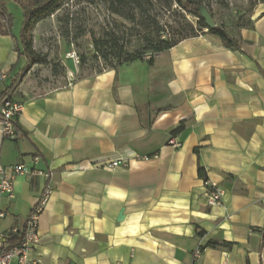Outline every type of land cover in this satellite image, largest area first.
Listing matches in <instances>:
<instances>
[{"label":"crops","instance_id":"obj_1","mask_svg":"<svg viewBox=\"0 0 264 264\" xmlns=\"http://www.w3.org/2000/svg\"><path fill=\"white\" fill-rule=\"evenodd\" d=\"M234 39L239 50L214 35L185 39L152 66L105 69L45 95L27 86L35 65L20 79L11 99L21 132L7 139L0 126V169L52 174L32 253L40 264H264V4ZM17 61L0 32V74ZM203 179L221 187V205L207 207ZM46 185L14 179V199L0 196L2 236L22 229Z\"/></svg>","mask_w":264,"mask_h":264},{"label":"rangeland","instance_id":"obj_2","mask_svg":"<svg viewBox=\"0 0 264 264\" xmlns=\"http://www.w3.org/2000/svg\"><path fill=\"white\" fill-rule=\"evenodd\" d=\"M217 27L236 38L251 25V18L261 0H201ZM8 9L15 18V34L20 27L21 14L13 5ZM158 26L160 39H186L207 35L198 31L197 19L181 11L169 0H152L147 13ZM116 23L127 28L125 47L134 51L143 45L142 37L148 35L142 27L130 24L108 11L105 0H70L60 11L41 21L32 31V47L44 56L41 64L32 68L27 86L33 95H45L61 89L74 80L92 76L107 69L103 62L93 58L92 39L104 31H116ZM4 31L5 27L0 26ZM194 30L195 37H191ZM157 30L151 36H157ZM74 52L78 62L68 58ZM152 56L147 53L144 61ZM22 63V62H21ZM23 66V65H22Z\"/></svg>","mask_w":264,"mask_h":264},{"label":"trees","instance_id":"obj_3","mask_svg":"<svg viewBox=\"0 0 264 264\" xmlns=\"http://www.w3.org/2000/svg\"><path fill=\"white\" fill-rule=\"evenodd\" d=\"M70 0H0V26L5 30L0 32L9 36L14 42V51L17 55V63L6 74L8 83L0 94V106L2 103L11 99L12 92L17 87L20 79L34 66L44 61V56L36 52L32 47V31L38 23L53 16L60 11ZM108 5V11L111 15L122 18L130 24H136L148 35L142 37L143 45L134 51H127L125 47L127 28L120 23H116V31H104L99 38L92 39L94 60H100L107 69L115 70L122 65L135 61H144V56L151 53L152 56L145 62L152 66L155 55L167 51L185 40L180 39H160L158 26L147 14L152 6V0H105ZM174 3L181 11L197 19L198 31L205 34L216 36L223 46L228 49L239 50L240 46L237 40L230 37L222 28L215 27L207 29L203 19L200 16V8L204 7L201 0H169ZM260 2L264 3V0ZM13 4L21 14L20 27L15 34V18L8 9V5ZM1 29V28H0ZM157 30V36H151V31ZM191 37H195V31L191 29ZM23 62V66H18ZM102 72V71H101ZM15 134L21 132L17 123H14ZM179 130H177L178 132ZM199 176H203V169L198 168ZM201 234V232L199 233ZM23 232L11 233L3 237L4 248L6 250L20 245L23 241ZM222 245L228 246L227 243Z\"/></svg>","mask_w":264,"mask_h":264},{"label":"built area","instance_id":"obj_4","mask_svg":"<svg viewBox=\"0 0 264 264\" xmlns=\"http://www.w3.org/2000/svg\"><path fill=\"white\" fill-rule=\"evenodd\" d=\"M68 58L78 62L77 55L72 52L68 54ZM149 59V58H148ZM6 79V74H0V81ZM22 105L12 99L5 100L0 106V126L4 138L12 139L15 135L14 123L20 114ZM169 144L173 147L178 146L177 143L170 139ZM120 165L119 161H114L102 167L103 169H113ZM21 174H34L41 176L47 180V185L42 191L37 203L26 217L23 227L20 231L14 229L13 233L23 232V241L20 245L6 250L4 248L3 237L0 233V264H40V261L32 256L33 250L40 242V235L38 231V222L41 213L43 212L52 192L53 187L50 184L52 174L41 171H31L22 164L13 167L0 169V196H4L9 200L14 199L13 181ZM205 189V200L207 207H217L222 203L223 190L221 187L209 180H202ZM3 213H0V217ZM201 250L198 248L194 252V258H198Z\"/></svg>","mask_w":264,"mask_h":264},{"label":"water","instance_id":"obj_5","mask_svg":"<svg viewBox=\"0 0 264 264\" xmlns=\"http://www.w3.org/2000/svg\"><path fill=\"white\" fill-rule=\"evenodd\" d=\"M199 11H200V16L203 19L206 28L207 29H214L216 27V25L213 22L212 17L209 14V12L207 11V9L202 7V8H200Z\"/></svg>","mask_w":264,"mask_h":264}]
</instances>
